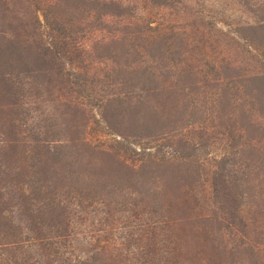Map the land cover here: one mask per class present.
Wrapping results in <instances>:
<instances>
[{
	"label": "rangeland",
	"instance_id": "1",
	"mask_svg": "<svg viewBox=\"0 0 264 264\" xmlns=\"http://www.w3.org/2000/svg\"><path fill=\"white\" fill-rule=\"evenodd\" d=\"M95 1L128 15L99 18L92 0H0V264L92 253L105 264H264V107L253 88L264 40L246 38L264 0ZM125 37L134 49L119 64L157 73L127 94L96 80L118 66L110 55L125 50L113 40ZM45 47L56 62L39 74ZM234 159L247 165L234 168L241 204L223 183Z\"/></svg>",
	"mask_w": 264,
	"mask_h": 264
},
{
	"label": "trees",
	"instance_id": "2",
	"mask_svg": "<svg viewBox=\"0 0 264 264\" xmlns=\"http://www.w3.org/2000/svg\"><path fill=\"white\" fill-rule=\"evenodd\" d=\"M73 1L78 2L76 4H73L75 7H77V5L79 3L80 4L83 3V0H66L67 3H70V2L72 3ZM92 3H94L95 6L97 7V10H98V14H97L98 16L97 17H99V18L102 17L104 14H110V15L114 14L116 16H122V17H124L125 15H128V11H129L128 8L126 6H124L121 2H118V1L100 3L98 1L92 0ZM97 3L100 5H97ZM100 7H102V9H100ZM88 9L91 10V7ZM251 10H253V9H251ZM262 20H264V17ZM262 20H260V21H262ZM260 21L257 24H251L248 27L250 33L248 35H246V38L248 36L258 35V36H262L263 40H264V21L263 22H260ZM64 30H65V27L61 25V26H58V30H56V31L59 32V34L62 35V37H64V39L67 42V40L69 41L68 37L72 36V34L71 33L66 34V33H64ZM18 38H19L18 36H16L14 38L15 39L14 45H16V46H18V44L21 42V40ZM125 39H126V37L121 38V39L117 38V39L113 40L114 44H117V42H120V47H123L122 49L125 50L124 53H121L122 51H120V49L118 48V49H116L115 52H113V54L110 55L114 60H116V63H118V66L116 67L114 65L113 69L107 70L106 73H104L103 77H101V79H96V77L94 76L95 74L93 76L96 80H100L101 83L103 82L104 84H108L109 86L115 87L116 85L118 86L120 84L119 86L127 87L126 91H124V94H127L128 93L127 90H129L133 85H138L141 82H143V84L152 83L154 80H156L155 77H156L157 73L155 71H151L150 67H153V66H150V65L145 66V67H141V65H138V66L135 64L133 65V63L130 62L128 65V68H126V66L123 65V63L121 61L119 64V56L122 57L125 61L126 56H129V54L134 49V47H131L128 50L130 42L125 41ZM247 39H249V38H247ZM29 41H30V39H28V46L23 45V47L26 50H28V52L33 53L32 46L29 43ZM250 42H252V41H250ZM253 43L255 44V42H253ZM157 45H160V47L155 48V50H157L155 52L159 53L158 55L161 56V58L166 59L168 62V65L171 66L172 61L167 56V53L165 51L166 48L163 50L162 45H164V43L158 42ZM50 46H51V44H50ZM257 46H260V45L257 44ZM48 51H49V49L45 47L44 49L41 50V53L37 52L38 57H36V59L38 61L37 64L39 65L38 66V69L40 70V72L38 71L39 74H44L43 72L47 71V70L46 71L43 70V66H45V68H48V70H53V68H54L53 62L55 60L46 58L47 54L51 55V53H52V52L47 53ZM55 51L57 52L56 55L60 54V55L68 56V53H67L68 47H65V46L63 48L60 47L58 49H55ZM152 55L154 56L155 54L152 53ZM133 59H135V56H133ZM79 67L80 68L82 67V69L85 68L84 64H80ZM172 68L173 67L171 66V70H172ZM172 71H170V72H172ZM170 72H168V74ZM172 73H171V75H172ZM75 74L79 75L80 73H75ZM80 75L84 76L83 74H80ZM93 76H91V77H93ZM94 78H93V80L95 81ZM185 78L187 80H189L193 77H192V74L189 73L187 75V77H185ZM258 79H260V77ZM254 86H255V87H253L254 88V96L257 99L258 103H261V105L264 107V81L257 82L255 79ZM115 99L116 98L113 95H111V96L108 95L107 98L103 95L100 98V100L105 103L103 105L109 104L112 101H114ZM131 102L132 101L130 100L128 106L131 104ZM130 110H131V111H129L130 117L133 118L134 116H136L138 114V108L137 107L135 108V106L132 105V107H130ZM121 111H122V109H121ZM260 140L262 141V143L264 142L263 138ZM263 147H264V143H263ZM225 163L226 162H224V164ZM230 164H231V168L229 167V169H228L229 171H226V173H225V176L227 177V179L229 181L224 180V182H223V183L229 184L231 186V189H232V190H230L231 192L228 193L230 198L227 199V201L231 202L232 200H239V204H241L242 201H240L241 200L240 198L242 196H245V194H246L244 191V175L240 176L239 173L236 172V170L234 168H242V167L245 168L247 165H244L243 161H241V163L237 164V159H234ZM147 169H149V168H147ZM147 169L141 168V170H140L143 177H144V179H142V180L145 182L146 181L151 182L152 181L151 174H154V171L150 169V171H149L150 173H149V172H147L148 171ZM144 170H147V171L143 172ZM99 173L101 175L97 176L98 178H96L95 181L99 182L98 185H102V182H100V181L105 180L104 178H106L108 175H105L106 174L105 171H103V173L102 172H99ZM223 175H224V172H223ZM93 176H95V175H93ZM135 177L139 178L138 176H135ZM170 178H172V177H170ZM154 182H156V181H154ZM221 188H224V187L221 185L220 187H218V190L221 191ZM216 189H217V187H216ZM4 204H6V203H4ZM4 208H6V206ZM4 208L0 207V219L3 215ZM232 215L235 217V214L233 211H232ZM49 218H52V214L50 215ZM11 221H12L11 223H15L12 219H11ZM12 226H18V225L13 224ZM71 264H105V263L103 261L100 262L99 257H97V255L95 253H92V254H89L87 257L80 258Z\"/></svg>",
	"mask_w": 264,
	"mask_h": 264
}]
</instances>
